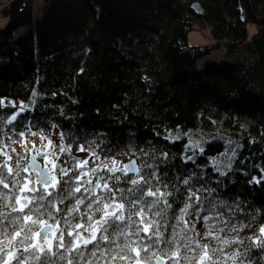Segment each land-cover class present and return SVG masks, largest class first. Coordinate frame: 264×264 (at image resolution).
<instances>
[{
  "label": "trees",
  "instance_id": "1",
  "mask_svg": "<svg viewBox=\"0 0 264 264\" xmlns=\"http://www.w3.org/2000/svg\"><path fill=\"white\" fill-rule=\"evenodd\" d=\"M0 19V264H264V23L249 36L241 0H11ZM199 22L211 47L188 43ZM219 117L225 170L222 140L167 138ZM29 132L60 148L47 187L11 147Z\"/></svg>",
  "mask_w": 264,
  "mask_h": 264
},
{
  "label": "rangeland",
  "instance_id": "2",
  "mask_svg": "<svg viewBox=\"0 0 264 264\" xmlns=\"http://www.w3.org/2000/svg\"><path fill=\"white\" fill-rule=\"evenodd\" d=\"M5 1V2H2ZM0 0V11L1 9L7 5L8 2L6 0ZM40 2L37 1L34 4V13L35 17H40L41 15V6ZM4 24V20L0 19V26ZM257 28V25L252 22L248 24V33L251 36ZM188 43L191 45H200V46H212L214 43L213 37L211 35L210 27L205 23H196L194 29L191 30L187 34ZM224 50L222 48L219 49H211L210 52L199 59L198 66H201L206 60L215 59V58H223ZM5 102L16 105L19 109L24 107L21 101L15 99H7ZM226 117V116H225ZM232 126L228 124L227 118H211V122L207 125H199L194 129L183 130L181 127H177L175 130H171L167 138L170 140L173 139H186V147L188 150L194 151H202L206 142L212 140H222L225 143V150L219 156H215L211 158V165L217 168L218 170H225L230 167L232 162L229 161L231 157H234L235 151L233 149L234 144L236 145V139L232 135ZM56 136L51 138H44L36 133L29 132V135L25 136V138L21 141L15 142L11 147L18 148L21 150L23 147H27L32 151V154L36 155L38 161L41 162L42 166L49 167L46 163L49 162L50 155L52 154L55 159L60 148L56 145ZM48 154V155H47ZM42 160L38 156H42ZM44 163H43V162ZM116 162H121L120 160H116ZM113 162H109L108 165L111 166ZM124 163V162H123ZM50 169V168H49ZM264 176V170L263 174ZM258 180V178H257ZM46 240L42 242H46Z\"/></svg>",
  "mask_w": 264,
  "mask_h": 264
},
{
  "label": "water",
  "instance_id": "3",
  "mask_svg": "<svg viewBox=\"0 0 264 264\" xmlns=\"http://www.w3.org/2000/svg\"><path fill=\"white\" fill-rule=\"evenodd\" d=\"M243 5V13L245 18L257 26H261L264 23V13L261 16H257L251 9L250 0H241ZM190 8L197 15L202 14L203 8L201 4L194 1L190 4ZM28 168L32 173L36 174L35 181L47 187L49 185L52 173L47 166H42L41 162L37 160L35 154L29 156ZM123 168L127 174H135L138 171L136 160L131 158L127 160ZM52 230V226L46 224L42 226L38 231V239L40 241L46 239L48 233ZM154 264H165V261L159 255L155 256Z\"/></svg>",
  "mask_w": 264,
  "mask_h": 264
},
{
  "label": "bare ground",
  "instance_id": "4",
  "mask_svg": "<svg viewBox=\"0 0 264 264\" xmlns=\"http://www.w3.org/2000/svg\"><path fill=\"white\" fill-rule=\"evenodd\" d=\"M135 174H136V173H135ZM159 256H160V255H159ZM160 257H162V256H160ZM162 258L164 259V261H165V264H167V263H166V260H165V258H164V257H162Z\"/></svg>",
  "mask_w": 264,
  "mask_h": 264
}]
</instances>
